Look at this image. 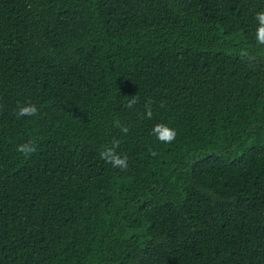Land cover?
<instances>
[{
  "label": "trees",
  "instance_id": "16d2710c",
  "mask_svg": "<svg viewBox=\"0 0 264 264\" xmlns=\"http://www.w3.org/2000/svg\"><path fill=\"white\" fill-rule=\"evenodd\" d=\"M260 11L0 0V264H264Z\"/></svg>",
  "mask_w": 264,
  "mask_h": 264
},
{
  "label": "clouds",
  "instance_id": "9594fccd",
  "mask_svg": "<svg viewBox=\"0 0 264 264\" xmlns=\"http://www.w3.org/2000/svg\"><path fill=\"white\" fill-rule=\"evenodd\" d=\"M256 20L259 22L258 27L255 31V38L258 45H264V11H260L256 13ZM242 56L248 55L247 51H243L241 53ZM136 99L133 98L128 102L127 107L132 108L133 105L136 104ZM38 108L35 104H27L24 106H20L18 108V111L16 112L18 117H24V116H35L38 114ZM146 116L148 118H151L152 116V110L151 105H146ZM117 127H120L119 123L117 122ZM121 131L124 133L128 132L127 127H121ZM152 134L162 143H171L176 138V130L173 128H170L168 125L164 123H157L153 126ZM118 141L113 144L112 147L105 146L104 150L100 153V156L102 159H104L106 162L113 165V167H119L121 169H127L128 163H127V156H121L116 153L115 148L118 147ZM19 152L24 154L26 157L31 156L33 153L37 151L36 145L31 142H26L24 144H21L18 146L17 149Z\"/></svg>",
  "mask_w": 264,
  "mask_h": 264
}]
</instances>
